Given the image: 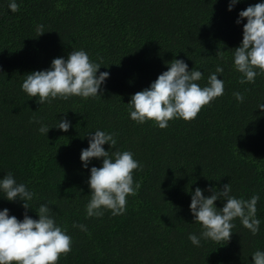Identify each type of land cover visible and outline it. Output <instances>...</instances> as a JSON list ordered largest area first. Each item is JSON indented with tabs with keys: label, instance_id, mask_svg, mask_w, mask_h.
I'll return each mask as SVG.
<instances>
[{
	"label": "trees",
	"instance_id": "obj_1",
	"mask_svg": "<svg viewBox=\"0 0 264 264\" xmlns=\"http://www.w3.org/2000/svg\"><path fill=\"white\" fill-rule=\"evenodd\" d=\"M259 2L241 0L229 11L230 0H17L19 10L12 12L9 0H0V178L12 171L35 193L31 206L48 204L67 229L72 248L58 264H252L253 253L264 250V110L257 108L264 103V75L241 84L233 63L247 22L236 23L239 12ZM39 25L45 32L38 36ZM80 49L110 72L103 94L41 105L22 91L28 73ZM177 58L204 71L201 86L223 66L224 94L196 118L173 119L166 128L132 120L131 96ZM64 116L71 121L67 132L38 131L41 123L54 126ZM96 129L114 133L116 149L131 151L142 165L133 172L138 187L121 215H86L90 169L102 166L103 158L86 169L80 156L89 146L86 135ZM228 183L237 198L259 194V233L236 218L229 241L193 245L188 234L199 235L201 225L190 210V188L201 187L207 196L209 186ZM5 207L23 219L22 202L0 197ZM28 214L39 218L34 209Z\"/></svg>",
	"mask_w": 264,
	"mask_h": 264
},
{
	"label": "clouds",
	"instance_id": "obj_2",
	"mask_svg": "<svg viewBox=\"0 0 264 264\" xmlns=\"http://www.w3.org/2000/svg\"><path fill=\"white\" fill-rule=\"evenodd\" d=\"M241 0H230L229 11ZM8 8L12 12L19 10L17 0H9ZM244 18L247 22L243 23ZM237 24L243 23V39L234 48V68L240 75V83H255L258 75H264V0L249 5L239 12ZM43 25L37 27L38 36L43 34ZM223 59V51L217 52ZM169 67L163 71L149 87L134 93L127 103L130 118L137 123L152 120L160 128H166L173 119L190 121L197 117L202 107L222 96L225 92V81L220 77L224 67L216 66L207 83L201 86L204 71L193 67L189 69L184 59H173L166 62ZM101 64L90 59L84 50H73L67 57H56L49 68L35 70L26 75L21 88L29 97L37 98V103H51L57 98L68 100L72 96L85 99L98 97L102 86L106 85L110 72L100 71ZM258 69V71H257ZM235 99L244 102V95L235 91ZM264 110V103L257 106ZM40 123L39 121H36ZM56 127L67 132L71 121L61 117L57 124L48 126L41 123L38 131L48 135ZM89 146L81 150L80 159L84 168H88L93 159H102V166H92L88 185L91 198L86 207L87 217H103L105 210L113 216L126 211L127 197L135 194L134 170L142 169L140 161L134 158L131 151L116 149L117 139L114 133L101 129L89 132ZM110 144L106 150L104 145ZM111 149H116L115 151ZM211 195H205V189L190 188V210L195 223L201 225L199 235L189 233L188 239L199 247L201 240L216 242L229 241L234 228L233 221L239 218L244 227L253 235L260 231V220L257 218L259 194L249 199L232 195L231 184L223 188L209 186ZM35 193L25 183L18 182L12 171L0 178V197L8 201L19 200L25 209L23 219L10 215V209H0V264H58L61 255H67L72 248V238L67 229L56 222L48 204L34 208L29 203ZM224 201L218 207L216 201ZM30 209L38 213V219L28 214ZM74 228L87 231L85 224L73 223ZM252 264H264V250H257L252 255Z\"/></svg>",
	"mask_w": 264,
	"mask_h": 264
}]
</instances>
